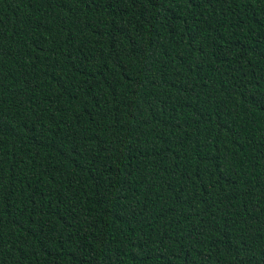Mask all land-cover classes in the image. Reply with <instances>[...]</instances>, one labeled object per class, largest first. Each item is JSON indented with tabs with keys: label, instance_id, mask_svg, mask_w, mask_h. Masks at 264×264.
I'll list each match as a JSON object with an SVG mask.
<instances>
[{
	"label": "trees",
	"instance_id": "1",
	"mask_svg": "<svg viewBox=\"0 0 264 264\" xmlns=\"http://www.w3.org/2000/svg\"><path fill=\"white\" fill-rule=\"evenodd\" d=\"M0 264H264V0H0Z\"/></svg>",
	"mask_w": 264,
	"mask_h": 264
}]
</instances>
